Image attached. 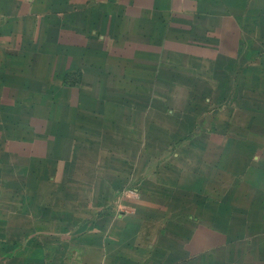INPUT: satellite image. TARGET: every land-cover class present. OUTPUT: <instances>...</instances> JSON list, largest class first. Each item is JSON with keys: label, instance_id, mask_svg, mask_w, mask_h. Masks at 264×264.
<instances>
[{"label": "rangeland", "instance_id": "obj_1", "mask_svg": "<svg viewBox=\"0 0 264 264\" xmlns=\"http://www.w3.org/2000/svg\"><path fill=\"white\" fill-rule=\"evenodd\" d=\"M33 1L0 61V264L158 224L171 264H264V0ZM135 214L162 221L113 229Z\"/></svg>", "mask_w": 264, "mask_h": 264}, {"label": "crops", "instance_id": "obj_2", "mask_svg": "<svg viewBox=\"0 0 264 264\" xmlns=\"http://www.w3.org/2000/svg\"><path fill=\"white\" fill-rule=\"evenodd\" d=\"M35 2L36 0L30 5H34ZM28 5V0H0V14H12L13 16V22H11L13 28L9 29L7 26L10 24L8 23H0V61L5 54L3 47L9 45L11 34H18L16 32L19 30V20L23 14L29 12ZM33 7H31V11L37 12L38 10ZM4 59L6 61V55ZM116 218L120 223L115 224L113 229L119 234H124L128 230L127 226L122 225L125 221L144 222V218L151 219L152 222L162 221L161 216L144 214H135L133 217L118 215ZM159 226L160 224H158V228ZM139 228L142 229L135 227V234L141 233V235H135V249L127 247L126 240L121 237H109L106 244L97 237L84 238L79 242L71 240V243L59 250L53 248L51 253L43 251L34 260L26 258L25 262L19 264H171L170 247L160 248L148 240L150 234L154 237L155 232L159 230L156 225L154 227L140 225ZM160 230L162 231V229Z\"/></svg>", "mask_w": 264, "mask_h": 264}]
</instances>
